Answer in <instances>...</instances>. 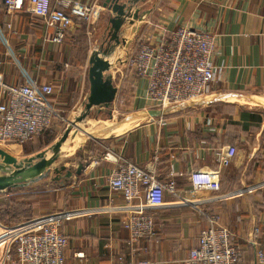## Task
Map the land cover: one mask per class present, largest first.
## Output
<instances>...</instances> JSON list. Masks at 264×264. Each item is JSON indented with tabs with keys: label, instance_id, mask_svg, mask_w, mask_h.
<instances>
[{
	"label": "crops",
	"instance_id": "obj_1",
	"mask_svg": "<svg viewBox=\"0 0 264 264\" xmlns=\"http://www.w3.org/2000/svg\"><path fill=\"white\" fill-rule=\"evenodd\" d=\"M76 1L95 8L98 15L89 23L77 20L57 45L50 41L54 30L30 13L28 0L13 12L0 0V75L11 85L54 84L53 100L60 114L73 111L78 117L90 93L89 59L94 51L109 47L113 15L104 6L106 0ZM138 10L140 18L127 19L121 43L109 59V75L118 89L113 109L129 115L115 127V123L106 126L109 136L87 134L90 140L103 142L85 146L83 157L70 168L53 170L60 188L54 190L55 203L48 204L49 196L42 199L44 205L34 204L38 197L21 200L32 204L31 217L7 226L0 221V234L6 228L16 237L61 217L69 238L66 264H184L206 224L200 211H214L244 246L250 261L247 237L254 226L264 229V0H142L134 8ZM179 28L214 36L216 79L210 95L168 113L150 106L147 81L121 60L136 51L139 40L151 37L157 43ZM109 108H94L84 122L94 110ZM19 145L0 144V153ZM225 155L230 157L227 166L221 164ZM117 156L154 171L162 182L175 180L182 191L191 190L192 172L218 170L221 190L202 194L193 205L166 196L164 207L152 213L154 236L133 253L128 247L125 200L108 185ZM135 204L138 213L144 212L145 197Z\"/></svg>",
	"mask_w": 264,
	"mask_h": 264
},
{
	"label": "built area",
	"instance_id": "obj_2",
	"mask_svg": "<svg viewBox=\"0 0 264 264\" xmlns=\"http://www.w3.org/2000/svg\"><path fill=\"white\" fill-rule=\"evenodd\" d=\"M29 11L54 30L50 41L60 45L77 20L90 22L98 13L95 8L76 0H28ZM10 12L23 7L25 0H4ZM215 38L205 32L179 28L157 43L152 38L138 41L136 51L125 61L130 71L147 81L146 99L153 109L170 112L177 107L210 95L216 79ZM2 55L0 53V65ZM0 144H25L49 130L61 114L53 96L56 86L26 82L11 85L0 75ZM102 145V144H101ZM104 150L110 148L102 145ZM106 156V155H105ZM230 157H221L229 165ZM108 176V185L122 194L129 211L128 247L136 253L142 242L155 234L153 212L162 209L165 197L171 196L185 205H193L202 194L221 190L218 170L199 169L191 174V190H178L175 180L162 182L154 171L144 170L121 156ZM94 162H92V165ZM144 196V212L138 213L135 200ZM200 210V209H198ZM206 224L196 248L190 251L184 264H264V229L254 226L247 244L251 260L246 259L244 246L223 223L220 214L201 210ZM241 221V219H240ZM63 218L53 217L31 231L13 237L4 228L0 234V264H66L65 252L69 238L62 230ZM80 260L83 256L78 255Z\"/></svg>",
	"mask_w": 264,
	"mask_h": 264
},
{
	"label": "rangeland",
	"instance_id": "obj_3",
	"mask_svg": "<svg viewBox=\"0 0 264 264\" xmlns=\"http://www.w3.org/2000/svg\"><path fill=\"white\" fill-rule=\"evenodd\" d=\"M121 61L124 62L123 60ZM73 114H75L73 113V111L67 112L65 114L63 113L61 115L62 119L60 118V120L57 121L44 134L34 138L33 140L25 144L19 145V147L7 150V152L5 153H0V164L11 166L13 168H22L25 167L26 162L29 160L35 162L33 159L37 153H49L51 148L59 142L69 124L73 123L77 118L75 117L76 115ZM127 115H129L128 111H126V113L119 112V110L115 111L113 109V105L109 109L103 110L100 113L97 110H94L89 120L79 125V129H74L72 131L65 147L63 148L60 159L56 162V165L51 168L52 170L50 171L47 178H44L40 182L24 188H20L17 190L7 189L0 192V218L5 217V219H7V221H5L3 225L7 226L13 223L16 224L18 223L17 221L23 218L31 217L30 212L32 209V204H24V202L22 204L20 203L21 200L28 199L27 201L31 202L35 197H38L39 199L34 200V204L36 203L39 205H44L47 202L42 199L49 196L48 204L50 203V201H53V203H55L56 193L54 192V190H59L60 188L57 186L59 184H57L56 180H54L53 178V170H55V168H60V166L63 165H68L70 168L73 161L83 157L82 149L85 148V146L89 147L92 144L93 147L95 146L94 142H103L102 139V141L100 139L90 140L89 138H87V134L97 135L100 138L109 136L110 134H106L104 130H106L107 127H110L111 123H115L112 124V127H115L118 124L122 123ZM131 126L133 125H129V128ZM48 137L52 138V142H47ZM84 142L86 143V145ZM5 176L6 174H4L3 172L0 173V177ZM47 193L49 195H47ZM40 199L42 203H38ZM39 207L41 208L42 206ZM8 211L10 212L9 214Z\"/></svg>",
	"mask_w": 264,
	"mask_h": 264
},
{
	"label": "water",
	"instance_id": "obj_4",
	"mask_svg": "<svg viewBox=\"0 0 264 264\" xmlns=\"http://www.w3.org/2000/svg\"><path fill=\"white\" fill-rule=\"evenodd\" d=\"M142 0H106L104 5L112 12L109 28V47L96 50L89 59V81L90 93L84 103V109L75 121L67 127L63 136L55 144L49 153H39L34 157V161H27L25 167L13 168L0 164V173L6 174L0 177V192L7 189H20L35 184L49 175L51 168L60 159L70 134L74 129H79V125L90 116L94 108H109L116 100L118 89L114 86L112 76L109 72L112 63L109 60L115 46L121 43V32L127 19L138 20L139 10L134 11L135 6ZM121 63H125L121 61ZM158 114V113H153ZM83 166L80 165L79 171ZM65 170L64 166L55 168L56 173ZM70 175V174H69Z\"/></svg>",
	"mask_w": 264,
	"mask_h": 264
},
{
	"label": "trees",
	"instance_id": "obj_5",
	"mask_svg": "<svg viewBox=\"0 0 264 264\" xmlns=\"http://www.w3.org/2000/svg\"><path fill=\"white\" fill-rule=\"evenodd\" d=\"M48 131V130H47ZM47 131H45V132H47ZM52 140V138L51 137H48V143H50V142H52L51 141ZM9 210H11V209H9ZM10 212L8 211V214H9ZM8 220H10V219H8ZM0 221L2 222V223H4L5 221H7V219H5V217H3V218H0ZM12 221H14V220H12ZM18 222V221H17ZM16 223V222H15ZM14 224V223H13ZM13 224H11V225H13Z\"/></svg>",
	"mask_w": 264,
	"mask_h": 264
}]
</instances>
